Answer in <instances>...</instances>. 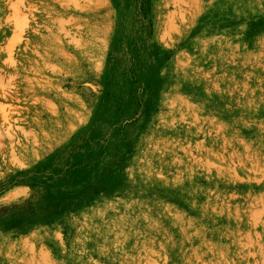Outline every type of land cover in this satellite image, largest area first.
Returning <instances> with one entry per match:
<instances>
[{
    "label": "rangeland",
    "instance_id": "obj_1",
    "mask_svg": "<svg viewBox=\"0 0 264 264\" xmlns=\"http://www.w3.org/2000/svg\"><path fill=\"white\" fill-rule=\"evenodd\" d=\"M0 264H264V0H0Z\"/></svg>",
    "mask_w": 264,
    "mask_h": 264
},
{
    "label": "bare ground",
    "instance_id": "obj_2",
    "mask_svg": "<svg viewBox=\"0 0 264 264\" xmlns=\"http://www.w3.org/2000/svg\"><path fill=\"white\" fill-rule=\"evenodd\" d=\"M111 248V247H110Z\"/></svg>",
    "mask_w": 264,
    "mask_h": 264
}]
</instances>
